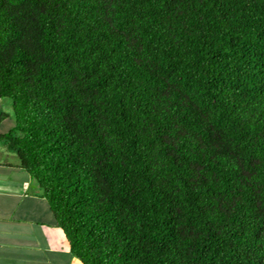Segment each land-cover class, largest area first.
<instances>
[{"label":"trees","instance_id":"16d2710c","mask_svg":"<svg viewBox=\"0 0 264 264\" xmlns=\"http://www.w3.org/2000/svg\"><path fill=\"white\" fill-rule=\"evenodd\" d=\"M0 98L83 264H264V0H0Z\"/></svg>","mask_w":264,"mask_h":264},{"label":"crops","instance_id":"0c3cea01","mask_svg":"<svg viewBox=\"0 0 264 264\" xmlns=\"http://www.w3.org/2000/svg\"><path fill=\"white\" fill-rule=\"evenodd\" d=\"M1 115L0 135L15 124L10 99L0 98ZM18 163L8 139L0 137V264H83L42 189Z\"/></svg>","mask_w":264,"mask_h":264},{"label":"rangeland","instance_id":"374dc122","mask_svg":"<svg viewBox=\"0 0 264 264\" xmlns=\"http://www.w3.org/2000/svg\"><path fill=\"white\" fill-rule=\"evenodd\" d=\"M6 100H9L8 98H6Z\"/></svg>","mask_w":264,"mask_h":264}]
</instances>
